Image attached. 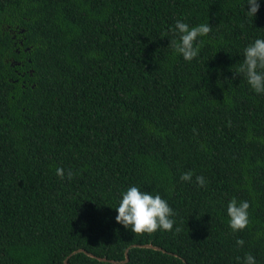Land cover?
Returning <instances> with one entry per match:
<instances>
[{
	"label": "trees",
	"instance_id": "trees-1",
	"mask_svg": "<svg viewBox=\"0 0 264 264\" xmlns=\"http://www.w3.org/2000/svg\"><path fill=\"white\" fill-rule=\"evenodd\" d=\"M257 2L0 0V264H264V94L237 75ZM178 20L213 28L192 61ZM130 186L167 200L172 231L115 222Z\"/></svg>",
	"mask_w": 264,
	"mask_h": 264
},
{
	"label": "clouds",
	"instance_id": "clouds-1",
	"mask_svg": "<svg viewBox=\"0 0 264 264\" xmlns=\"http://www.w3.org/2000/svg\"><path fill=\"white\" fill-rule=\"evenodd\" d=\"M247 15L254 17L259 10L257 0H247ZM208 23L189 27L187 23L176 21L169 29L172 39L169 45L173 50L181 55L185 61H192L199 53L200 47L204 43L202 37L208 36L212 31ZM243 74L247 84L256 94H264V39H256L250 43L243 51V60L237 69V75ZM230 124V122H229ZM56 174L64 179L63 168H57ZM74 173L69 170L67 178L71 180ZM193 173L191 171L183 173L181 181H191ZM195 183L203 187L206 183L203 176H196ZM118 207L115 208V222L125 229L135 234H153L158 230L172 231L175 221L171 219L174 215L173 209L166 199L158 193L153 194L142 191L138 186H130L121 194ZM249 202H237L235 198L227 204L228 227L232 232L243 231L248 227ZM179 231V229H176ZM238 247L244 245L242 239L236 241ZM239 260V258H237ZM243 264H256L255 257L247 254L243 259Z\"/></svg>",
	"mask_w": 264,
	"mask_h": 264
},
{
	"label": "water",
	"instance_id": "water-1",
	"mask_svg": "<svg viewBox=\"0 0 264 264\" xmlns=\"http://www.w3.org/2000/svg\"><path fill=\"white\" fill-rule=\"evenodd\" d=\"M132 247H133V246H132ZM134 247H136V245H135ZM137 247H143V248H148V249H152V250H156V251H162L160 248L155 247V246H152L151 244H148V245H140V246H137ZM128 250H129V248L126 249L125 252H124L125 259H124V261H123L122 263H125V262L128 261ZM78 251L80 252V251H82V250H78ZM83 252H84V251H83ZM87 255H88L89 257H91V258H95V259H97L98 261H102V262H110V263H114V264L118 263V262H116V261H110V260H107V259H105V258H98V257H96V256H94V255H92V254H90V253H88ZM66 261H67V259H65L64 264H67Z\"/></svg>",
	"mask_w": 264,
	"mask_h": 264
}]
</instances>
